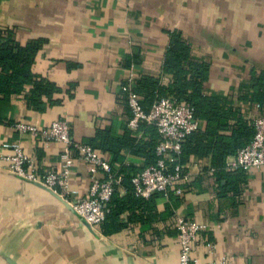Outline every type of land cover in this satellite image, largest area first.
Masks as SVG:
<instances>
[{
    "label": "crops",
    "instance_id": "1",
    "mask_svg": "<svg viewBox=\"0 0 264 264\" xmlns=\"http://www.w3.org/2000/svg\"><path fill=\"white\" fill-rule=\"evenodd\" d=\"M0 29H12L22 44L44 39L34 71L62 89V102L44 112L22 96L0 107V264H180L179 216L205 226L193 248L201 264H264V167L228 170L219 180L189 163L181 195H158L154 208L93 226L47 189L10 173L5 159L8 145L19 142L39 172L62 169L63 143L20 133L18 122L43 128L67 119L75 142L98 129L123 135L130 116L123 87L143 76L168 80L163 64L175 29L194 58L210 64L205 93L229 97L255 118L258 105L241 97L251 91V73L264 71V0H0ZM72 157L73 200L88 193L91 174L78 152Z\"/></svg>",
    "mask_w": 264,
    "mask_h": 264
},
{
    "label": "trees",
    "instance_id": "2",
    "mask_svg": "<svg viewBox=\"0 0 264 264\" xmlns=\"http://www.w3.org/2000/svg\"><path fill=\"white\" fill-rule=\"evenodd\" d=\"M44 43V39L38 38L22 44L12 29H0V107L2 103L19 96L30 108L39 112L62 102L61 98L56 97L62 92L61 87L34 71L37 54ZM209 70L210 64L196 60L182 31L175 29L170 32L163 64V73L168 80L163 81L160 76H143L135 84L134 90L140 95L141 104L147 112L162 97L189 103L194 108L200 126L182 143L179 162L182 165L196 162L202 166L203 173L212 172L220 180L230 173L226 169L227 158L252 141L256 132V117L248 116L229 97L205 93L204 85L209 78ZM249 87L251 91L241 98L250 100L258 105L259 111L264 112V71L255 70L251 73ZM123 93L128 104V93L124 90ZM129 111L130 119V107ZM139 132L142 135L138 136ZM161 140L156 126L143 123L135 131L127 124L123 135L115 134L112 128L98 129L93 138L83 142L97 151L109 153V162L114 171L122 176L121 187L125 188V194L121 196L119 187L116 189L106 220L115 221L124 211L134 214L136 209L143 206L154 208L155 198L163 195L155 193L148 199L138 197L132 184V178L138 172L158 161L157 146ZM124 152L141 158L144 166L140 168L128 163ZM141 220L138 217V221Z\"/></svg>",
    "mask_w": 264,
    "mask_h": 264
},
{
    "label": "built area",
    "instance_id": "3",
    "mask_svg": "<svg viewBox=\"0 0 264 264\" xmlns=\"http://www.w3.org/2000/svg\"><path fill=\"white\" fill-rule=\"evenodd\" d=\"M123 90L128 93V104L131 110L129 128L135 131L143 123L154 125L162 137L157 146L158 161L144 167L132 178L135 195L145 199L155 193L167 195L172 192L175 195H181L182 185L188 183L191 178L186 165L179 162L182 143L200 126L199 120L195 117L194 108L189 103L178 102L171 97H162L147 112L132 83L124 86ZM254 125L256 132L252 141L240 148L235 155L227 158V170L249 171L264 167V112L259 111L254 119ZM15 128L20 133L40 137L44 141L54 140L63 143V166L59 172L41 173L35 159L24 151L19 142H13L8 145L12 152L5 157L9 164L8 170L28 181L41 183L58 193L90 225L95 226L105 222L110 212V201L122 183V176L114 171L111 163L91 145L73 141L71 125L67 119L54 120L49 126L43 128L18 122ZM73 149L79 152L87 163L91 174V184L85 196L75 197L72 200L71 196L75 192L69 189V175L74 163ZM176 223L180 264H201L199 259L193 256V248L198 234L204 230L205 226L183 216H179ZM207 264L236 263L222 259Z\"/></svg>",
    "mask_w": 264,
    "mask_h": 264
},
{
    "label": "water",
    "instance_id": "4",
    "mask_svg": "<svg viewBox=\"0 0 264 264\" xmlns=\"http://www.w3.org/2000/svg\"><path fill=\"white\" fill-rule=\"evenodd\" d=\"M11 173V172H10ZM13 174V173H12ZM15 176H17V177H19L20 179H23L22 177H20V176H18V175H16V174H14ZM23 180H26V179H23ZM26 181H28V180H26ZM29 182H32V183H34V184H36V185H38V186H40V187H42V188H44V189H47L48 191H50L55 197H57L60 201H62L66 206H68L69 208H71V209H73L74 210V208L72 207V205L67 201V200H65L62 196H60L58 193H56V192H54L52 189H50V188H48V187H46V186H44V185H42L41 183H38V182H33V181H29ZM75 211V210H74ZM75 213L77 214V212L75 211ZM78 215V214H77ZM79 216V215H78ZM85 223H87V224H89L88 222H86L81 216H79ZM90 225V224H89Z\"/></svg>",
    "mask_w": 264,
    "mask_h": 264
}]
</instances>
